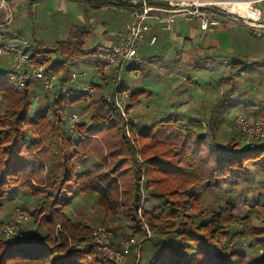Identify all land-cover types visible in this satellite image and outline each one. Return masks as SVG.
Masks as SVG:
<instances>
[{
  "label": "trees",
  "instance_id": "obj_1",
  "mask_svg": "<svg viewBox=\"0 0 264 264\" xmlns=\"http://www.w3.org/2000/svg\"><path fill=\"white\" fill-rule=\"evenodd\" d=\"M7 1L14 13L10 26H15L20 7L30 9L43 0ZM56 1L57 13L62 15L68 14V1L81 3L94 14L105 9L130 14L135 9L127 0ZM246 43L242 49L231 44L230 67L221 79L222 98L209 107L199 131L176 112L164 113L166 118L149 127L135 126L142 143L141 159L124 133L119 111L106 102L111 74L94 85L93 113L75 134L68 132V119L85 108V100L70 94L66 83L71 70L65 62L58 68L64 71L67 95L45 97L33 110L36 86L19 91L0 75V100L5 103L0 113V210L2 201L18 186L35 199L23 206L33 234L24 238L23 245L0 235V264H114L97 251L91 227L65 213L77 194L94 196L103 213L121 209L126 214L131 231L113 230L115 241L136 235L144 240L139 260L133 254L122 264H264V226H257L251 215L264 201L254 174V169L264 174V143L228 146L219 134L243 95L238 93L236 77L247 73L260 55ZM26 51L34 67L57 66L58 58L85 54L83 41L58 42L44 52L34 44ZM144 93L134 90L131 105ZM247 107L243 106L244 116L264 110L248 113ZM224 186L243 194L239 204L227 202L203 216L201 189ZM240 207L247 213H240ZM56 226L59 230L54 234ZM257 248L261 252L250 262L246 253Z\"/></svg>",
  "mask_w": 264,
  "mask_h": 264
},
{
  "label": "rangeland",
  "instance_id": "obj_2",
  "mask_svg": "<svg viewBox=\"0 0 264 264\" xmlns=\"http://www.w3.org/2000/svg\"><path fill=\"white\" fill-rule=\"evenodd\" d=\"M67 6L68 14L64 15L57 13L56 0H43L40 5L30 9L26 7L22 9L20 7L16 25L10 26L9 28L0 29V35L3 37L4 41L16 43L24 47L25 51L35 44L41 49V51L44 52L47 51V49L54 48L58 42L71 43L83 41V44H85V41L87 40H92L93 42L98 41L102 29H107L108 27L110 28L114 20V22H116V20L118 21V19H116V14L112 15V12L107 11V13L106 11H102L94 14L88 12L81 3L75 1H68ZM221 20V26L218 31L216 33L214 32L213 34H208V36L212 35V38L209 37L208 41L210 42V40H213V43L207 48L208 51L204 53L205 56L209 57L217 54V60H213L211 64L205 60L204 64H202V68L199 70L201 78L194 79L193 77L189 78L188 76L189 74L192 75L191 71H188L187 69V63L189 60H194L196 62L197 60H200V54L196 53L197 50L192 49L188 55L180 52L172 56L173 59H175L174 62H168L169 64L176 65V70H174L172 67L170 70H174L173 74L175 73L174 75H178L179 77L175 78L173 76L174 79L171 77L169 78V81L167 79L168 75L171 73L170 71H167V74H165L166 77L160 75L161 78L164 79L163 84L165 86H167L166 80L170 82V87L172 86L173 82L180 84V86L177 88V92L175 93L176 100H164L165 98L162 97V100H142L136 105H131V102H129L131 109L130 117L137 121V129L138 126L149 127L154 122L163 120L167 117L166 114L163 113H167L168 111L180 114V117H182L184 121L188 122L189 126L194 130H198L199 126L203 127L204 125L198 126V124L203 122L207 110L214 102H216V100H181L183 99L184 95L181 96V94L178 92V89H185L188 93V88L185 87L186 82L195 84V86H198L199 84L202 85L203 83V85L210 84V88L214 86L216 88H223V85H221V79L226 77L230 67L231 55L229 54L232 49L231 44L235 43L239 46V48L242 49L247 42L246 44H249V50L259 52L260 55L257 59V62L252 63L249 66L250 68L247 73L236 77L237 88L239 90L238 93L243 94L242 96H244L245 93L246 95L245 97L240 96L237 98L238 106L231 110L230 116L226 118L222 126H220L219 134L225 145H249L246 139L236 129L235 116L237 114H247L243 112L244 105H248V113L264 108V28L253 29L245 25L242 20L237 19L235 16L230 19L222 18ZM178 21L179 20H177V22ZM106 22L109 24H105ZM113 26L117 27V25ZM171 32H173V30ZM171 32H169V34H171ZM192 34L193 35L191 39L194 43H196L198 41L200 32L198 31L195 34L192 32ZM247 36H251L252 38H248ZM218 48H220L221 54L218 53ZM143 49V52L147 54H150L156 50L155 48L146 49V47ZM158 49L159 48H157V50ZM158 51H160V49ZM6 61L7 60L4 57H0V75L5 71V68H8ZM78 66L82 67L84 64L81 62L78 64ZM138 66H129L128 69H125L122 74L123 80H125L126 75H128L127 70L134 69L135 67L137 68ZM192 66L197 67L198 64L194 63ZM225 66H227L226 69ZM132 71L133 70H131L132 74H129L128 76L129 80L128 84L126 85L131 89V81L135 77L134 72ZM206 73H209V75ZM86 74L88 75L90 73L87 72ZM187 78L189 79L187 80ZM146 79H148V77ZM96 80H101L102 83V79L98 78ZM109 87L111 90L112 75ZM185 90L183 93L186 92ZM96 94L97 90H95L93 99L95 98ZM45 97L46 94H40L39 102L45 101ZM91 103H93V100ZM39 105L40 103L32 104V110ZM4 109L5 103L0 100V113H2ZM136 143L138 150L140 151L142 149V143L140 139H138V142ZM254 174L258 182L257 185H261L259 192L261 193L262 200H264V174L259 173L255 169ZM200 192L199 205L203 211V216H207L211 210L226 206L227 202H230L231 204H239L243 196L242 193L231 186H224L223 188L219 187L214 190L204 188L201 189ZM142 193L144 194V191ZM252 196L253 193L250 194V197ZM34 201L35 199L31 197L29 191L26 188L18 186L13 193L8 194L7 197L2 201V209L0 210V223L7 222L11 218L15 208L18 207L22 210H25L23 206L29 205L31 203L33 204ZM239 212L247 213V210L240 207ZM65 213L76 221H82L86 223L91 227L92 231L97 226H107L111 228L112 231H116L120 228L121 232L129 233L132 228L131 221L121 209L114 213H103L102 210L98 208L96 204V198L94 196L77 194L70 201ZM251 215L257 226H264V201H262L261 205L256 208V214ZM28 221L29 216L27 221L21 223L18 226V233L21 236L22 245L24 244V238L29 236V234H33L34 232V226L29 224ZM58 230L59 227L56 226L54 234H57ZM135 237L138 240H143L139 235H136ZM260 252V248H257L251 252H247L246 254L250 262H254L259 256Z\"/></svg>",
  "mask_w": 264,
  "mask_h": 264
},
{
  "label": "built area",
  "instance_id": "obj_3",
  "mask_svg": "<svg viewBox=\"0 0 264 264\" xmlns=\"http://www.w3.org/2000/svg\"><path fill=\"white\" fill-rule=\"evenodd\" d=\"M135 9L130 13L131 20L124 24L122 32L119 34L117 43L104 45L94 50L87 51L83 56L74 59L61 58L56 61L57 66L43 64L34 67L29 63V54L24 47L4 41L0 35V57L9 60V72L7 80L17 90H23L28 86H36L39 93L46 94L52 99L63 98L67 95V86L62 84L61 77L63 70L58 68L62 62L72 70L70 83H74L85 77L86 72L77 69V65L82 60L94 59L100 70L104 73L111 72L112 87L106 102L109 106L116 108L124 122V133L138 152V133L135 130L137 121L130 117L131 94L124 87L123 72L129 66H138L141 62L138 54L139 48L146 42V37L154 28L159 27L162 31L169 32L178 19L187 23L196 21L198 23L201 37L213 34L220 26L221 19H230L234 16L242 20L245 25L248 22L264 24L261 18L260 9L256 4L262 0H229L242 1L249 4L256 13V19H245L230 12V8L222 4L228 0H127ZM166 4L169 9L156 5ZM13 21V10L7 0H0V29L7 28ZM251 27V26H249ZM253 29H259L251 27ZM156 36H152L149 45H155ZM99 70V72H100ZM101 73V72H100ZM99 73V74H100ZM93 84H86L80 88L72 90L70 94L82 96L85 100V108L74 111L68 119V132L75 134L81 124L89 122L93 113V100L95 93ZM33 103L40 101V95L32 98ZM235 126L237 131L246 139L250 147L256 143H264V110L253 116L237 114L235 116ZM141 208L139 209L140 212ZM27 211L15 208L11 218L7 222L0 223V235L10 243L20 242L21 236L18 233V226L28 220ZM141 217V214H140ZM151 233L147 232V237ZM93 244L97 251L107 260L114 264H122L131 255H135L136 262L140 257V248L144 240L136 237L115 241L113 232L107 226H97L92 231Z\"/></svg>",
  "mask_w": 264,
  "mask_h": 264
},
{
  "label": "crops",
  "instance_id": "obj_4",
  "mask_svg": "<svg viewBox=\"0 0 264 264\" xmlns=\"http://www.w3.org/2000/svg\"><path fill=\"white\" fill-rule=\"evenodd\" d=\"M255 6L256 8L260 9L262 22H264V0L260 1ZM103 11L112 12L113 13L112 15L116 14V17H117L116 19L121 20V21L118 22L116 20V22H114L115 20L114 21L111 20L113 21V24L111 25L110 28L109 27L107 28L108 30L104 28L102 29L101 35H99L100 37L98 41H95V42H93L92 40L85 41V44H83V50L85 53L87 51L94 50L100 46L112 45V44L117 43L119 39V34L122 32V27L124 26V24L128 23L131 20V15L127 12L122 13L121 11L116 12L114 10H106V9ZM122 19L124 20V22H122ZM178 20L179 21L172 28L173 32H171L172 30L169 31L171 32V34H169V32L162 31L159 27L154 28V30L149 35H147L146 42L139 48L138 54L141 59L139 66L137 68L135 67L134 69L127 70L128 75H126V79L124 80L125 89L129 91L130 94L134 90H144L145 91L143 95L138 97L137 99L138 102H141L142 100H162V97L165 98V99L163 98L164 100H176L175 93L177 92V88L180 86V84L173 82L172 86L170 87V84H169L170 82L167 81L171 77L173 79L174 77L175 78L179 77L178 75L177 76L174 75L175 73L173 74L174 70H176L177 68L176 65L168 63L170 61L174 62L175 59H173L172 56H174L175 54L182 52L183 54L188 55V53L192 49L197 50L196 53L200 54V57H199L200 60H197V62L194 60H189V62L187 63V66H188L187 69L188 71H191L192 73V75L189 74L188 76L189 78L193 77L194 79L201 78L199 70L202 68V64H204L205 60H207L210 64L213 60H217V57H216L217 54H214L213 56H210V57L205 56L204 54L208 51L207 48L213 43V40H210V42L208 41V38L209 37L212 38V35H209V36L206 35L204 37H201V34H200L198 36V41L194 43L191 37L193 35L192 32H194L195 34L196 32L199 31L198 23L196 21L187 23L181 19H178ZM105 24H109V23L106 22ZM113 25H117V27H114ZM218 29L215 31V33L218 31ZM152 36L157 37V41L155 45L153 46L148 44ZM145 47L146 49L155 48L156 50L150 54H147L143 52L144 51L143 48ZM157 48H159L160 51H158L159 49L157 50ZM217 51L218 53H220L221 52L220 48H218ZM6 62L8 64V68H5V71L1 74L5 76H7L9 72V60H7ZM81 62L84 64V66L81 67L77 65V69L80 70L81 72H86V73L88 72L91 75L88 74L74 83H70L69 82L70 80H69L66 83V85L70 86V88L69 87L68 88L71 89V91L77 88H80L88 83L93 84V85H100L101 80L97 81L96 79L100 78L102 79V82H103L104 77L108 74H111V72H106V73L102 72L97 62L94 59H89V60L84 59ZM194 63H197L198 66L197 67L192 66V64ZM171 67L174 70L172 69L170 70ZM99 70L101 73L99 72ZM131 70H133L132 72H134V76H135L134 79L131 81L132 89L126 86L129 80L128 76L129 74H132ZM167 71H170L171 73L170 75H168V79L166 80L167 86H165L163 84L164 79L161 78L160 75L165 76V74H167ZM71 73H72V70H71ZM206 74L209 75V73H206ZM63 76L64 74L61 77V81H62ZM147 77L148 79H146ZM189 78H187V80ZM185 84H186L185 87L188 88V93L185 89H184L186 91L185 93H183L184 91L183 89H178V92L181 94V96L184 95L183 99L181 100H221L222 98L223 92H222L221 87L216 88L214 86L210 88L209 87L210 84L203 85V83L202 85L199 84L198 86H195V84H191L190 82H186ZM36 94L40 95L39 90L37 88H36ZM169 112H172V111H168L167 113Z\"/></svg>",
  "mask_w": 264,
  "mask_h": 264
},
{
  "label": "bare ground",
  "instance_id": "obj_5",
  "mask_svg": "<svg viewBox=\"0 0 264 264\" xmlns=\"http://www.w3.org/2000/svg\"><path fill=\"white\" fill-rule=\"evenodd\" d=\"M222 4L230 8V12L245 19H256V13L250 8L249 4L242 1H223Z\"/></svg>",
  "mask_w": 264,
  "mask_h": 264
},
{
  "label": "water",
  "instance_id": "obj_6",
  "mask_svg": "<svg viewBox=\"0 0 264 264\" xmlns=\"http://www.w3.org/2000/svg\"><path fill=\"white\" fill-rule=\"evenodd\" d=\"M248 25L251 27H255V28H264V24H257V23L248 22Z\"/></svg>",
  "mask_w": 264,
  "mask_h": 264
}]
</instances>
